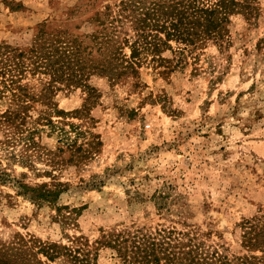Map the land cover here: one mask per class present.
I'll return each instance as SVG.
<instances>
[{
    "label": "rangeland",
    "instance_id": "obj_1",
    "mask_svg": "<svg viewBox=\"0 0 264 264\" xmlns=\"http://www.w3.org/2000/svg\"><path fill=\"white\" fill-rule=\"evenodd\" d=\"M154 1L0 0V72L33 95L17 102L24 120L0 123V239L93 248L102 231L172 228L231 252L237 223L264 209V0L256 24L231 17L221 45H147L129 67L140 33L164 37L136 20ZM17 103L0 91V113ZM97 262L119 259L98 246Z\"/></svg>",
    "mask_w": 264,
    "mask_h": 264
},
{
    "label": "trees",
    "instance_id": "obj_2",
    "mask_svg": "<svg viewBox=\"0 0 264 264\" xmlns=\"http://www.w3.org/2000/svg\"><path fill=\"white\" fill-rule=\"evenodd\" d=\"M145 10L142 17L136 20L144 23L151 29L163 30L164 37L148 32L139 34L138 39L133 40L129 48L128 65L131 67L134 59L140 51L149 48L156 53L160 46L167 41L174 40L184 47H202L207 40L221 45L227 39L228 25L231 17L241 16L248 25L258 22L260 16V0H155ZM134 4L122 2L120 10L131 9ZM113 21V20H112ZM109 21V23H112ZM72 53L66 51V55ZM120 55V52H117ZM21 55V53H19ZM41 66L43 57L38 56ZM122 73V72H120ZM118 73V74H120ZM116 74V76H118ZM67 84L80 82V76L67 72L63 77ZM13 74L10 69L0 72V91H8L13 100L21 102L27 98V103L33 95L25 90L24 86H16L18 92H14ZM22 96V97H21ZM19 105L16 110L6 109L0 113V123L12 125L15 119L24 120L27 107ZM58 114L59 109H56ZM40 119H46V111H41ZM20 123V122H19ZM36 129L28 131L29 136ZM8 172L0 170V180L7 177ZM24 194H31V198L50 203L57 195L55 190L41 187H32L25 183H19ZM161 193L154 195L159 198ZM251 217H243L238 223L239 246L237 250L230 252L227 246L220 245V249L205 246L197 235L177 232L172 228H158L154 231L144 227H124L102 231L99 238L93 243V248L88 240L82 236L73 237L74 245L59 242L43 241L37 237L18 234L10 240L0 239V264H51L57 259H63L66 264H99L97 262L98 246L112 249L119 259V264H264V209ZM187 236V241L184 237ZM219 247V246H218Z\"/></svg>",
    "mask_w": 264,
    "mask_h": 264
}]
</instances>
